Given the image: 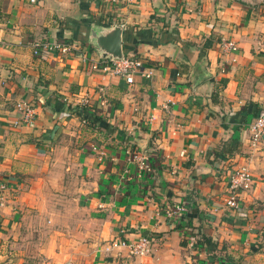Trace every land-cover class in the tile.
<instances>
[{"label": "crops", "instance_id": "0c3cea01", "mask_svg": "<svg viewBox=\"0 0 264 264\" xmlns=\"http://www.w3.org/2000/svg\"><path fill=\"white\" fill-rule=\"evenodd\" d=\"M114 25L149 77L90 68ZM261 106L263 0H0V264H264ZM136 236L147 254L100 250Z\"/></svg>", "mask_w": 264, "mask_h": 264}, {"label": "built area", "instance_id": "2783aa9c", "mask_svg": "<svg viewBox=\"0 0 264 264\" xmlns=\"http://www.w3.org/2000/svg\"><path fill=\"white\" fill-rule=\"evenodd\" d=\"M33 2L34 0H30ZM120 2H130L131 0H118ZM223 46L228 49L229 51L236 50V44L231 41H225ZM34 51L36 52L37 49L40 47L48 48H60L62 51L66 49L59 44L51 45L50 47L47 44L42 43H34L33 44ZM91 69H97L98 71L106 74H111L115 76H119L124 78L127 83L132 82V74L134 72L141 73L142 76L149 77L150 70L147 68H143L141 61L134 57L131 54L121 55L118 59H103L97 62L90 63ZM15 109L20 114V121L24 123H30L32 120V108L25 104L24 102H18L15 104ZM253 121L249 124V141L248 144L251 148H254V145L257 143L258 140L264 135V106H261L257 109ZM132 159L135 163H138L139 168H144L145 165L141 160V157L137 154L132 156ZM252 184V177L245 165H238L228 176V183L226 184V192L227 196L224 200V204L236 208L237 205L235 204V193L247 190L249 186ZM6 188L3 182H0V206L3 205L4 195L3 190ZM183 208L176 207L177 211H181ZM166 217H173L174 214L170 209H167L165 212ZM195 243V236L189 235L186 237L185 244L187 246H192ZM119 248L123 250H127L129 255L133 256H142L149 252V245L148 240L145 236H136L132 239H119L114 238L102 244L100 246V250L105 253H110L112 249Z\"/></svg>", "mask_w": 264, "mask_h": 264}, {"label": "water", "instance_id": "95a60500", "mask_svg": "<svg viewBox=\"0 0 264 264\" xmlns=\"http://www.w3.org/2000/svg\"><path fill=\"white\" fill-rule=\"evenodd\" d=\"M96 46L101 51V59H118L121 56L122 38L120 28L117 25L112 26L102 34H94Z\"/></svg>", "mask_w": 264, "mask_h": 264}, {"label": "trees", "instance_id": "16d2710c", "mask_svg": "<svg viewBox=\"0 0 264 264\" xmlns=\"http://www.w3.org/2000/svg\"><path fill=\"white\" fill-rule=\"evenodd\" d=\"M264 1V0H263ZM67 110L73 111L75 114H78L81 111V108L78 109V107H71L69 105L65 106ZM257 111V110H256ZM256 113V112H255ZM255 115V114H254Z\"/></svg>", "mask_w": 264, "mask_h": 264}, {"label": "rangeland", "instance_id": "374dc122", "mask_svg": "<svg viewBox=\"0 0 264 264\" xmlns=\"http://www.w3.org/2000/svg\"><path fill=\"white\" fill-rule=\"evenodd\" d=\"M30 232H31V234H32V237H35L33 231H30ZM28 235H29V232H28ZM27 238H28V237H27Z\"/></svg>", "mask_w": 264, "mask_h": 264}]
</instances>
